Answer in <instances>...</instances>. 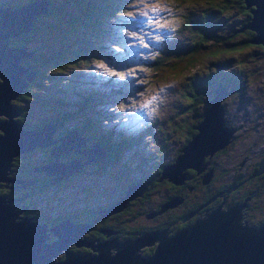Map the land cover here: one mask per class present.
Returning a JSON list of instances; mask_svg holds the SVG:
<instances>
[{"label": "rangeland", "instance_id": "1", "mask_svg": "<svg viewBox=\"0 0 264 264\" xmlns=\"http://www.w3.org/2000/svg\"><path fill=\"white\" fill-rule=\"evenodd\" d=\"M19 1L23 3L26 0H0L3 5L9 8L20 7ZM189 1L192 3L198 2V0ZM129 2L133 3L131 5H128V3L124 4L125 11L116 15L118 21L117 26L119 28L115 31V34H99L96 26L90 29V31L94 32L91 47L88 48L90 50L84 52L85 56H83L82 61H77L80 58L79 56L72 55L73 65L78 62L81 63L75 65L76 67L74 68L71 66L65 71L58 72L56 74V81L53 84L58 86L59 90L62 91V95L71 94V96L63 98L71 100V103L76 104V98L79 94L78 91L84 89V84L81 83V80H93L95 82L94 88H101L108 93L107 95L102 93V96L97 95L93 102L94 106L102 111L99 116L102 127L114 130L112 132L113 135L119 129L127 134H134L135 138H132V140L136 141V143L129 145V139L127 142L122 143L119 147V157L115 161L106 164L103 168L102 166H97L94 162L95 160L88 161L87 166L84 167V173H74L75 175H71L70 180L67 179L58 182L57 185L49 188L38 189L33 199L34 205L37 207L38 220L40 218L45 219L46 217H50L49 214L57 215V212L58 214H67L69 218L73 212L78 210L81 211V215H84L85 210L94 208L107 201L111 202L117 198L120 195H118L119 192H124L126 187L124 184L140 179L141 181H146V188L140 194L137 193L135 195L138 198L146 191L149 185V177L151 176L148 173L153 172L151 175L158 177L156 173L157 165L161 162L165 164L172 161L176 148L184 144L181 142L183 140L180 134H178L179 131L175 128V122L179 125H184L191 120L193 121L194 116L177 110V107L180 105V98H182L181 88L193 75L201 71L202 67L210 66V64L204 62V58L200 56L195 61L196 64L193 62V65H189L183 70H176L179 65L187 61L185 57L187 55L183 53L185 51L178 52L175 50L172 56L177 54L174 56L176 60L173 61L170 67L162 64L158 72L150 69V61L153 60V56L157 51H162L164 54V51L166 52L165 48H168L170 44L176 46L177 43L180 44L189 38L187 29L178 31V33H175L176 31L173 29L174 26L172 25L176 24L175 18L178 16L176 12L179 9V6L174 3V0H131ZM104 18L105 15H103L100 21L101 27L109 26L114 20V18ZM119 30H124L127 34H123ZM87 36H90V33ZM80 43L83 46L87 45L83 41H80ZM250 54L245 59L239 61V65H241L240 69L235 66L237 59L232 60V62H236L230 69L235 72L234 84L227 83L223 88L216 89L215 94L212 87L209 86L214 95L212 97H202L198 102L204 108L201 119L204 115L205 117H213L218 125L221 123L220 119H222L223 125L229 126V128L233 127L235 133H240L241 130H244L248 126V119H254V123L258 122V126L254 128L255 130L253 132L249 133L254 138L264 123V104H262L264 100L260 102L261 107L257 111L254 108L258 104H253V101L257 99L256 96L259 90L264 91V54L261 51L251 52ZM160 57L166 58L168 56L160 55ZM195 57L198 58V55ZM68 64L69 61L66 68ZM136 70L138 71V75H136ZM154 72L158 75H164L163 77L167 80L154 79L152 81V78L147 77V75L155 74ZM221 75L219 73L216 79L213 80L215 86H219L216 82L223 83ZM174 78L177 80L174 83L168 81ZM204 79L210 80L205 75L201 80ZM106 80L110 81L107 86L104 85ZM73 85L76 87V92L72 90ZM54 91L58 92L56 89L53 90L50 92L51 96L55 95ZM219 96L221 98L218 103L216 99ZM213 98L215 99L211 106V100ZM209 100L210 103L208 104ZM81 107L83 108V105ZM56 108L60 109L61 107L57 105ZM182 108H190L188 111H191V113L198 109V107L192 108L189 105H185ZM205 108L210 109L207 110ZM80 111L82 112L81 108ZM36 113L42 118L45 110L40 109L39 111L37 109ZM108 115L109 117L106 118ZM0 117L6 118L3 114H0ZM21 117L27 120L31 118L23 113H21ZM61 120L69 121V118L61 117ZM205 126H209V124ZM61 129V125H56L53 132L59 133ZM202 129L208 130L205 127ZM55 137H58V135L56 134ZM245 145L244 139V142H237L235 148L231 147L228 150L229 153H222L220 154L221 156L219 155L216 158L219 159L221 164L227 165L229 160H233V157H240L242 155ZM81 147H84V145H81ZM235 149H237V153H234ZM79 152L85 158L87 157L84 152ZM41 154L40 151H36L34 154L26 155L24 160L20 157L18 159L21 164H23V161L38 162L43 158L40 156ZM93 156L96 157V154H93ZM197 157L198 154L195 159L191 158L190 164L196 166L195 168L198 171H201L203 169L200 168ZM11 161L12 158L10 164ZM163 171L169 179H174L175 181L183 179L181 178V174L179 175L178 170L170 174L166 172L165 168H163ZM206 173H203V182L206 181L208 183L214 180L213 175L219 176L220 178L227 176L226 171L225 173H221L218 169L214 170V174L211 172L209 175H206ZM7 175L8 169L6 172V179L8 181V178H11V176ZM233 178L236 180L240 179L238 176ZM159 181L158 185H152L150 187L149 192L142 199L129 205L131 211H135V213L132 216V212H130L128 215L131 217L127 214L123 216L122 224L133 223L134 219L140 217V212L146 208L148 209L150 205L155 204L163 192H168L167 185L161 182L164 181L163 174ZM16 182L19 186H25L27 184V182L19 180ZM135 197L125 201L129 202L135 199ZM214 208L218 209L217 206ZM149 210L148 212H150ZM13 211L14 213L16 211L14 207ZM148 212L146 213L147 216H149ZM55 222L56 220L52 224ZM79 222L84 221L81 220ZM174 224H177L176 220H174ZM90 240L91 242L100 243L105 239L99 240L94 237ZM80 250L78 249L76 252ZM88 251L82 250L80 252L86 255L88 253H94L91 249ZM61 252H64V250L62 249Z\"/></svg>", "mask_w": 264, "mask_h": 264}, {"label": "trees", "instance_id": "2", "mask_svg": "<svg viewBox=\"0 0 264 264\" xmlns=\"http://www.w3.org/2000/svg\"><path fill=\"white\" fill-rule=\"evenodd\" d=\"M31 1L33 0H26L25 2L29 3ZM46 1L48 5L47 10L33 13V17H31V23L28 24V29L18 31L16 37H10V35L8 36V39L10 40L9 42L12 45L23 47L24 49L31 51L29 55L20 59V64L22 67L32 73V77L30 80H28L24 75L27 74V71L23 73L22 77L26 81V84L16 95V97L11 100L12 104L18 110V115L16 118L22 123L23 127L26 128L34 126L39 127L41 124H43V122L55 120L57 125L62 126V129L61 131L59 130V133L53 132V137H55L56 134L60 136L64 132L67 133L69 130L77 129V132L85 137V142H87L85 146L98 145L104 149L105 159L103 158L104 160L98 159L97 161H94L97 166H102L103 168L106 164L115 161L119 157V147L122 143L127 142L128 139L130 140L129 145H134V143H136V141L132 140V138H135L134 134H127L119 129L117 132H115V135H113L112 132L114 130L102 127L101 121L99 120V116L101 115L102 111L101 109L95 107L93 102L97 95L102 96V93H105L104 95H107L108 93L106 90L101 88H94L95 82L93 80H81V83L84 84V89H82V91H78L79 94L76 98V104L71 103V100H66L63 98L67 96L69 97L71 94L62 95V91H60L58 86H55L53 83L56 81V74L58 72L65 71L71 66L74 68L76 67L75 65L81 63L78 62L73 65L72 55L79 56L80 58L77 61H82L83 56H85L84 52L90 50L88 48L91 47V40L94 34V32L90 31V29L96 26L97 32L99 34H115V31H117L119 28L117 26L118 21L116 15H119L125 11V6L123 7L124 4L128 3V5H131L133 2H129L131 0ZM25 2L22 3L19 1V5L23 6L27 4ZM174 3L179 6L178 11L176 12L178 16L175 18L176 24H170L174 26L173 29L176 31L175 33L187 29V35L189 38L180 44L177 43L176 46H172V44H170L168 48H165L166 52L163 50L164 54L162 51H157L153 56V60L150 61V69L158 72L160 69L159 67L162 66V64L170 67L173 64V61L176 60L174 56L177 54L172 56V54L175 53V50L178 52L185 51L183 53L187 55L185 56L187 61L179 65L181 67L178 66L176 70H183L187 66L193 65V62L198 60L200 56L204 58V62L210 64V66L202 67V70L193 75L192 78L182 85L181 88L182 98H180L181 101L180 105L177 107V110L187 115L189 114L194 116L193 121L191 120L184 125H179L177 122H175V128L179 131L178 134H180L183 140L181 142L185 143L191 138L193 134L197 132L195 125L202 117L201 114L204 108L201 107L202 104L200 105L198 100L204 96L212 97L215 94L216 89L223 88V86L227 85V83L234 84L233 79L235 78V72L230 69L235 65L236 62H232V60L237 59L235 66L240 69L241 65H239V61L245 59L248 55H251V52L254 53L261 51V53L264 54L262 51L264 49V45L260 42L248 41L250 38H252V34L255 31L254 29L244 27L240 31L233 32L234 29L242 27L245 23L251 20L252 12L250 10L255 8V4L253 3L249 4L246 8H244L245 2L243 0H198V2L193 3L189 0H174ZM33 4H38V2H33ZM0 6L6 7L1 2ZM103 15H105V18H114L109 26L101 27L102 25L100 24V21L102 20ZM119 32L127 34L124 30H119ZM89 33L90 36H87ZM80 41H83L85 44H87L85 46L88 47L81 45ZM80 45L81 47H79ZM160 55L168 57L161 58ZM197 55L198 58L195 57ZM68 61L69 64L66 68ZM219 73L222 74L221 78L223 83L216 82V84L219 86H215L213 80L216 79ZM136 75H138L137 70ZM204 75L205 77L207 76L208 79L210 78V80H201ZM163 76L156 73L147 75V77L152 78V81L154 79L167 80ZM168 81L174 83V81L177 80L174 78L171 80L169 79ZM109 82V80H106L104 85H109ZM209 86L214 90V94H212V89H210ZM55 89L58 90V92L54 91L55 95L51 96L50 92ZM72 90L76 92L75 85L72 86ZM256 97L257 99L253 101L254 105L264 100V91L259 90ZM209 103L210 100L208 104ZM262 104H264V101ZM57 105H59L61 108H56ZM81 105H83V108ZM185 105H189L192 108L198 107V109L191 113V111H188L190 108H182ZM260 107L261 104L257 105L254 109L257 111ZM80 108L82 109V112L80 111ZM33 109H35V111H33ZM37 109L39 111L40 109L45 110L44 116L42 118L38 113H36ZM21 113L30 116V120L23 119L21 117ZM61 117H67L69 118V121L64 120V122L61 120ZM107 117H109V115L106 116V118ZM253 123L254 121L252 118L248 119L247 124H249V128L247 131L241 130V134L232 132L230 140L227 144L216 150L212 155L210 154L204 156V160L207 159V164L209 166L218 169L221 173H225V171L227 172V176L223 177L222 180H218V176H214V180L211 183L204 185L205 188H203V196L205 199H207L209 196V203L214 205L213 208L215 207L216 202L221 201L220 195L219 197L217 195L213 196L216 193L217 188H219L221 185L225 187L228 184H231L233 177L238 176L243 178V176H245V172H242V170L238 168L241 157H233V160H229L227 165L221 164L219 159L216 157L222 153H229L228 150L231 147L235 148V144L237 142H244L245 139L247 144L246 147H244L243 153L253 157L255 163H264V138L263 140L262 138H259L258 141H255V138L251 140L248 132H253V129L258 126V122L254 124ZM57 143L58 140L54 141L50 145L35 146L32 149L18 153L17 156H14L12 159L14 160L15 158L20 157L24 160L26 155L34 154L36 151H40V153H42L40 156L43 158L39 161L50 160L52 158L50 147ZM260 145H263V147ZM179 148H176V152L173 154L174 157L180 152ZM234 153H237V149L234 150ZM73 157H78L80 160L85 159L83 154L74 149H69L67 152H62L58 156V159L67 161V159ZM39 161H23V165L31 167L37 166L40 165ZM86 164L82 165L79 171H74L69 175H73L74 173L81 174L83 171H85L84 167L87 166ZM163 164L164 162H161L159 165H157V176H159L158 173L160 172ZM209 166H206V168H204V170L201 172H198V170L194 167H187V176L178 183H174L173 180L171 181L163 177L164 181L161 182L167 185L168 192H166L167 194L163 193V195L159 196L160 199L158 200V203L154 204L157 207V210L159 208V202L164 198L168 201L173 199V197L178 196L182 200L183 196V198L185 197V200H188L189 203V201H191V196L189 197L188 194H191V191L188 190V186L191 183L196 185L203 184V173L209 168ZM69 175L66 176L68 180L71 178ZM261 175H264V173ZM49 179L51 178H45L40 182H44V186L49 188L51 186L45 183ZM159 180V177L152 178L150 185H158V182H160ZM250 182L251 185L247 182V190H243L244 192L241 191L239 194L232 196V200L233 202H238V200L243 199L245 193L249 192L248 190L255 189L257 195L253 197H261L262 195L263 198L261 201L262 204L258 206V209L260 210L258 214L259 216L249 212L246 214L248 223L243 225L252 228L264 227V178L259 182H253L252 180H250ZM43 188L44 187L42 186L38 187L35 190V194L37 193L38 189ZM79 200H81V198H79ZM130 209L131 208L128 207V210ZM63 217L64 214H57V216L53 218L57 221L61 218L63 219ZM137 219L139 220L140 218ZM176 221L177 224L173 225L174 222L171 224L173 225L172 231L174 232L182 227H186L194 220L184 221L180 218ZM237 222L242 224L239 218H237ZM109 225L114 228L115 221L109 223ZM76 250H78V248H76Z\"/></svg>", "mask_w": 264, "mask_h": 264}, {"label": "water", "instance_id": "3", "mask_svg": "<svg viewBox=\"0 0 264 264\" xmlns=\"http://www.w3.org/2000/svg\"><path fill=\"white\" fill-rule=\"evenodd\" d=\"M243 1L244 8L251 3L255 4V8L250 10L252 18L233 32L244 27L254 29L252 38L248 41L261 42L264 45V0ZM47 8L46 0H33L16 8L0 6V114L6 116L0 117V181H7L6 172L11 158L15 155L35 146L50 145L56 140L58 143L50 147L52 158L32 167L46 170L53 175L51 183L79 171L88 161L105 159L104 149L98 145L85 146V137L80 135L77 129H68L67 133L53 137V129L57 125L55 120L43 122L39 127L26 128L16 118L18 110L11 100L26 84L22 77L23 71H27L24 75L28 80L32 77V73L22 67L20 59L31 51L12 45L8 36L16 37L18 31L28 29L33 13L46 11ZM220 98L221 96L216 99L218 103ZM214 99L211 100V106ZM204 117L195 125L197 132L180 147V152L174 159L162 165L159 179L163 174V177L173 180L174 183L182 181L183 179L176 180L177 182L169 179L163 168L168 174L178 170L181 178H185L186 168L196 167L190 164L191 152L195 145L203 144V147L197 148L200 149L197 160L200 168L204 169L207 166L204 156L212 154L229 142L234 128L223 125L220 118L221 123L218 125L213 117ZM208 124L209 126H205ZM203 127L208 130L202 129ZM213 137H216V140L206 145L208 138ZM69 149L82 151L87 157L84 160L78 157L69 158L67 161L58 159L62 152ZM93 154H96V157ZM204 172L209 175L212 169L209 167ZM9 178L8 181L33 182L22 177ZM145 188L146 181L128 182L119 199L113 200L102 209L105 212L120 210L129 199L137 193L140 194ZM179 200L180 198L175 196L161 203L159 210L172 206ZM12 206L4 195L0 194V264H264V227L252 228L237 222L243 203L228 206L223 211L210 206L200 217L171 235L150 230L133 239H109L100 243L79 237L81 232L89 228V222L74 223L63 217L54 224L47 225L46 222L31 221L28 215H18L17 211L14 213ZM46 229L52 230L54 239L45 240ZM154 240L157 242L149 254L141 255L136 251L139 246L150 244ZM70 242L75 246L88 245L91 250L97 251L87 256L73 255L69 250ZM62 249L63 259L54 261L53 254L56 255Z\"/></svg>", "mask_w": 264, "mask_h": 264}, {"label": "flooded vegetation", "instance_id": "4", "mask_svg": "<svg viewBox=\"0 0 264 264\" xmlns=\"http://www.w3.org/2000/svg\"><path fill=\"white\" fill-rule=\"evenodd\" d=\"M262 51L264 52V49ZM259 104L260 103H258V105ZM252 120L254 121V119ZM248 128H249V124L244 130L247 131ZM234 132L235 131H233V133ZM248 132L250 133V131ZM254 138H255V141L256 140L258 141L259 138H262L263 140L264 123H263L261 130L258 132V134ZM250 139L253 140V137L251 135H250ZM261 147H263V145ZM240 157H241V160L239 162L238 168H240L242 172H245V176H243V178L239 177L240 178L239 180H236L233 178L231 180V184H228L225 187L221 185L219 188H217L216 193L213 196L215 195H217L218 197L219 195L221 196V199H220L221 201L216 202L215 206H217L218 209L222 211L226 210V207L228 206H231L237 203H243V206H241L239 209L240 215L238 218L239 220H241L243 224H246L248 223V218L246 217V214H248L249 212L255 214L256 216H259L258 214L260 210L258 209V206L262 204L261 203L263 199L262 195L261 197H253L257 195L256 190L250 189L248 190L249 192L244 194L243 199L238 200V202H233L232 196L239 194L243 190H247L246 188L247 182L250 183L251 185L250 180H252L253 182L255 181L259 182L264 178V175H261L262 173H264V163H260V162L255 163V160H253V157H250L244 153ZM45 161L42 160V161H39V163L41 164ZM24 166L25 165L19 162L18 158H15L14 160L12 159L11 164L8 168V175H10L13 179L16 177L32 179L33 182H27L25 186H19L16 181H6V182L0 181V189L4 190V191L0 190V194H3L5 199H7V201L13 205L12 208L14 207V209H16L18 215H28L30 216L31 221L38 222L39 220H41L40 222H46L48 225H51L54 222L53 217L57 215L49 214L50 217H46L45 219L40 218L39 220L37 219L38 217L37 210H36L37 207H35L34 201H33L34 196H35V190L40 186L44 187L43 189L47 187V186L46 187L44 186L43 184L44 182H40L45 178H51L47 180V182H45L49 186L57 185L58 182L65 181L68 178L67 177L59 178L57 181L51 183L50 181L53 179V175L49 174L46 170L32 169L31 166H25V167ZM207 166L209 165L207 164ZM209 167L212 169V173L214 174L215 168H213L212 166H209ZM201 171H198V172H201ZM151 174H153V172L148 173V175H150L151 177H149L150 182H149V185L146 191H144L138 198L135 197V199H132L129 202H127L126 205L122 207L120 210H117L114 212H105L102 209L106 207L107 205H109L113 201L112 200L111 202L107 201V202L101 203L100 205L95 206L94 208L85 210L84 215H81V211L79 210L78 211L67 210V211H75V212H73L70 215V218L68 217L67 214H64V217L74 222L81 221V220L85 222H89L90 223L89 228L83 233V237L88 241H91L90 239H93L94 237L99 240H103L104 238H106L105 240L113 239V240L119 241V240H124V239L125 240L133 239L137 237L139 234H143L144 232H147L150 230L159 231L163 235H171L172 233H174V231H172L173 227L171 225L174 222V220L181 218L184 221H189V220L193 221L197 219L198 217H200L206 208L210 206L211 207L214 206L209 203V196L207 197V199H205L203 196L204 194L203 188H205L204 185L208 184V182L206 183L203 182V184L201 185H196V184L191 183L188 186V190L191 191V194H188L189 197L191 196L190 197L191 201H189V203H188V200H185V197L183 198L182 196V200L180 198V200L177 201L174 205L166 206L163 209L159 210L160 204L167 202V200L164 198L162 199V201L159 202L158 210L154 204L150 205V207H148V209H150L149 210L150 212H148V209L140 212L139 220L135 219L133 223L121 224L124 218L123 216H125L126 214L128 215L129 212H132V216L135 213V211H131V209L128 210L129 205L133 202L139 201L140 199H142L143 196H145V194L149 192L150 187L152 186L150 185L151 179L154 178V176H152ZM212 177H214V175ZM217 179L222 180L223 178H220L218 176ZM163 193H166V192H163ZM119 194L121 195L122 191L119 192L118 195ZM183 201H184L183 203L184 205L182 204ZM157 203L158 201L156 202V204ZM147 212L149 213V216L146 215ZM113 221H115L114 228L109 225V223ZM161 228H162V231H161ZM54 238H55V235L52 233V230L46 229L45 240L48 241ZM156 242L157 240H154L150 244L141 245L139 246L138 250L137 249L136 250L141 255H147L154 249ZM76 248L86 249V252H89L88 250L91 249L90 246H83V245L75 246L74 244L71 243L69 244L70 254L87 256L86 254L80 252L82 250H80L79 252H76ZM94 252L96 253V251ZM92 254L94 253H88V255H92ZM63 257H64V252L60 251L56 255L53 256V260L59 261L63 259Z\"/></svg>", "mask_w": 264, "mask_h": 264}, {"label": "bare ground", "instance_id": "5", "mask_svg": "<svg viewBox=\"0 0 264 264\" xmlns=\"http://www.w3.org/2000/svg\"><path fill=\"white\" fill-rule=\"evenodd\" d=\"M214 140H216V137H213L212 139L211 138H208L206 145L209 144L210 142L214 141ZM206 145H204V146H206ZM201 147H203V144L202 143H199L198 145H195V147L193 148V150L191 152V156H190L192 159H195L196 155L198 154V152L200 150V149H197V148H201ZM21 152H24V151H21ZM67 220H68V218H67ZM83 233H84V231L80 233V236L79 237L82 238V239H85L83 237ZM83 246H88V245H83Z\"/></svg>", "mask_w": 264, "mask_h": 264}]
</instances>
